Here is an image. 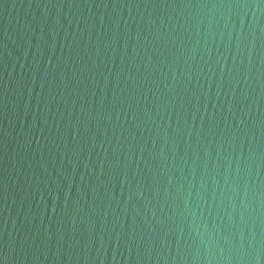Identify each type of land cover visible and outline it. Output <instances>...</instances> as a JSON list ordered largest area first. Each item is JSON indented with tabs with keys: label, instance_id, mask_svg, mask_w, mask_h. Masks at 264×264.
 <instances>
[{
	"label": "water",
	"instance_id": "water-1",
	"mask_svg": "<svg viewBox=\"0 0 264 264\" xmlns=\"http://www.w3.org/2000/svg\"><path fill=\"white\" fill-rule=\"evenodd\" d=\"M0 264H264V0H0Z\"/></svg>",
	"mask_w": 264,
	"mask_h": 264
}]
</instances>
